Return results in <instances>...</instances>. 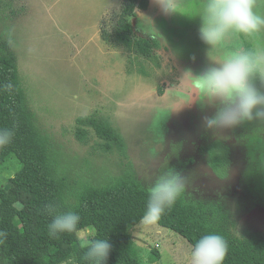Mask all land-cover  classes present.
I'll list each match as a JSON object with an SVG mask.
<instances>
[{
    "label": "rangeland",
    "instance_id": "rangeland-1",
    "mask_svg": "<svg viewBox=\"0 0 264 264\" xmlns=\"http://www.w3.org/2000/svg\"><path fill=\"white\" fill-rule=\"evenodd\" d=\"M124 1L0 2V44L9 45L12 40L9 46L26 106L36 130L48 140L52 168L72 184L82 180L95 186L110 184L132 169L148 190L161 174L174 169L186 177L187 201L201 204L213 223L238 237H264V122L253 121L251 127L244 123L213 134L202 126L203 117L215 111L201 105L203 96L182 107L195 84L182 80L185 71L190 69L195 76L206 68L197 60L180 61L191 54L186 41L197 42L193 34L199 35L200 21L189 17L196 16L201 0H188L181 14H172L174 28L159 23L171 35L180 29L176 23L182 26L188 20L187 27L193 22L192 35L180 30L173 33L174 46L159 34L155 23L171 15H165L156 0H147L146 9L136 8L130 18L134 37L160 43L151 58L116 40ZM201 58L208 66L207 56ZM79 118L109 120L124 139L125 153L106 151L89 127L79 140ZM250 128L260 141L254 140L255 147L250 143L242 148L239 139H247ZM214 141L228 151L225 175L210 167L207 147ZM21 168L10 155L0 167V186L7 188ZM78 236L85 243L93 232L83 230ZM131 236L142 264H189L192 246L156 223L138 224L131 228Z\"/></svg>",
    "mask_w": 264,
    "mask_h": 264
},
{
    "label": "trees",
    "instance_id": "trees-1",
    "mask_svg": "<svg viewBox=\"0 0 264 264\" xmlns=\"http://www.w3.org/2000/svg\"><path fill=\"white\" fill-rule=\"evenodd\" d=\"M147 5V0L124 1L116 40L138 55L151 58L160 43L155 39L134 37L130 22L136 8L146 9ZM187 21L182 26L176 23L180 29L174 32L180 30L187 36L192 35L193 22L186 27ZM190 43L191 40L186 41V45ZM9 84L10 89L6 87ZM76 125L79 140H83L85 127H89L106 151L125 153L124 139L109 120L79 118ZM0 128L15 131L11 143L0 148V167L10 155L22 165L7 188L0 186V232L5 233L0 237V264H65L69 258L73 264H85L82 260L85 243L78 236L83 230H91L92 239H107L110 243L104 264H142L132 244L131 228L140 224L148 189L139 183L132 169L101 186L82 180L72 184L66 176L55 173L48 155V140L36 130L27 109L16 58L7 44H0ZM208 158L210 167L220 176L225 175L229 165L227 148L215 143L208 151ZM47 204L57 206L59 211L77 212L81 218L77 230L50 236L47 225L52 217L45 210ZM156 224L178 234L192 247L208 232L223 235L229 245L223 264H264L263 236L231 234L213 223L201 204L187 201L184 190ZM154 254L158 257L156 252Z\"/></svg>",
    "mask_w": 264,
    "mask_h": 264
},
{
    "label": "clouds",
    "instance_id": "clouds-1",
    "mask_svg": "<svg viewBox=\"0 0 264 264\" xmlns=\"http://www.w3.org/2000/svg\"><path fill=\"white\" fill-rule=\"evenodd\" d=\"M165 15L181 14L184 0H156ZM199 18V38L207 46L208 66L198 75L186 70L182 80L195 81L190 105L203 96L202 106L213 107L212 115L203 117L202 126L213 134L253 121L264 122V0H201L195 17ZM249 46L238 43L240 39ZM9 45L12 40H8ZM215 53V55H209ZM257 81L261 86H257ZM9 89L12 87L7 85ZM15 134L13 128H0V148L6 147ZM183 173L170 169L161 174L148 190L146 209L140 224L150 226L159 221L176 203L185 188ZM52 217L47 225L49 235L77 230V212L59 211L53 204L45 205ZM5 233L0 232V237ZM228 241L215 232L202 235L193 245L189 264H223ZM82 260L85 264H104L111 245L107 239L85 241ZM66 264H73L71 258Z\"/></svg>",
    "mask_w": 264,
    "mask_h": 264
},
{
    "label": "flooded vegetation",
    "instance_id": "flooded-vegetation-1",
    "mask_svg": "<svg viewBox=\"0 0 264 264\" xmlns=\"http://www.w3.org/2000/svg\"><path fill=\"white\" fill-rule=\"evenodd\" d=\"M170 17V16H169ZM162 21H164L165 23H167L168 25H171L172 24V14H171V18H168V17H166V18H160V19H157L156 21H155V23H156V28L160 31V33H159V31L156 29V31L159 33V34H161L162 36H163V38L165 39V41H167L169 44H171V45H173V44H175V39H174V36L173 35H168V34H166L165 33V31H164V29L163 28H161V27H159V23L160 22H162ZM168 35V36H167ZM194 36H195V41H197V42H194V43H190L188 46H187V51H188V54H189V52H191V54H190V57H188V58H180V57H178V58H180V61H195L196 62V60H197V62H199V64L201 65V66H205V67H207V65H205L206 64V62L205 61H203L202 60V58L201 59H199V57L200 56H202V55H204V56H207V46L200 40V38H199V35L198 34H193ZM197 36V37H196ZM175 41V42H174ZM238 43H240V44H243L244 46H249V42L248 41H246V40H244L243 38H241L240 39V41H238ZM168 46H170V45H168ZM174 46V45H173ZM173 48V47H172ZM169 51H171V53H173L172 52V50H171V47H170V49H169V47L167 48ZM200 55V56H199ZM257 86H260V83L257 81ZM248 127H251L250 125H251V122L250 123H248ZM251 129V131L250 132H247L246 131V133H247V135H248V138L247 139H244V138H242V137H240V139H239V141H240V145L239 146H241L242 148H245L246 147V145L247 144H250L251 143V146L252 147H255L258 143H259V141L260 140H258V136H256V134H255V129L254 128H250ZM258 132H259V130H257V134H258ZM238 139V138H237ZM251 140V141H250ZM254 140H256L255 142H258V143H254ZM220 143V144H222L221 142H219V141H214V142H212L208 147H207V152L209 151V149H210V147L211 146H213V145H215V143ZM253 143V144H252ZM223 145V144H222ZM255 145V146H254ZM225 147V146H224ZM244 151H245V149H244ZM229 159V158H228ZM211 170H213V169H211ZM213 172H214V170H213ZM220 177V176H219Z\"/></svg>",
    "mask_w": 264,
    "mask_h": 264
}]
</instances>
